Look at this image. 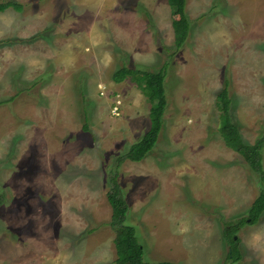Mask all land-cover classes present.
Listing matches in <instances>:
<instances>
[{
	"label": "rangeland",
	"instance_id": "obj_1",
	"mask_svg": "<svg viewBox=\"0 0 264 264\" xmlns=\"http://www.w3.org/2000/svg\"><path fill=\"white\" fill-rule=\"evenodd\" d=\"M0 1L23 6L0 13V264H116V171L147 262L264 264V215L237 235L243 259L230 258L226 225L250 221L260 186L226 146L216 105L229 81L245 141L264 136V0H188L180 51L168 0ZM167 63L160 141L119 165L151 104L113 75Z\"/></svg>",
	"mask_w": 264,
	"mask_h": 264
},
{
	"label": "trees",
	"instance_id": "obj_2",
	"mask_svg": "<svg viewBox=\"0 0 264 264\" xmlns=\"http://www.w3.org/2000/svg\"><path fill=\"white\" fill-rule=\"evenodd\" d=\"M168 1L172 14L176 18L173 23L174 44L176 51H180L186 45L192 31V23L187 12L188 0ZM11 8L20 11L23 6L14 1H0V13ZM168 70L169 63L156 72L123 66L114 73V82L119 84L125 80L132 81L151 104L149 130L139 142L131 146L126 155L119 158V165L125 161L139 163L157 147L164 131V117L169 104L166 85ZM229 84V81H226L225 87L217 95L216 105L221 112L220 134L226 146L245 159L250 169L257 175L260 186V195L249 211L250 221L242 219L237 223H227L224 232V237L232 248L230 258L234 263H239L243 259V255L238 249L239 240L236 239L239 231L247 224H257L264 215V136L259 138L255 144L245 141L239 126L232 119L233 99L230 95ZM119 176L118 171L111 173L110 190L107 194L108 203L112 208L110 226L116 233V264H175L169 261L149 263L145 260V248L139 241L137 230L128 223L130 205L119 181ZM4 200L5 198L0 192V212Z\"/></svg>",
	"mask_w": 264,
	"mask_h": 264
},
{
	"label": "built area",
	"instance_id": "obj_3",
	"mask_svg": "<svg viewBox=\"0 0 264 264\" xmlns=\"http://www.w3.org/2000/svg\"><path fill=\"white\" fill-rule=\"evenodd\" d=\"M118 109H116V111H117ZM118 112V111H117Z\"/></svg>",
	"mask_w": 264,
	"mask_h": 264
},
{
	"label": "water",
	"instance_id": "obj_4",
	"mask_svg": "<svg viewBox=\"0 0 264 264\" xmlns=\"http://www.w3.org/2000/svg\"><path fill=\"white\" fill-rule=\"evenodd\" d=\"M237 239V238H236Z\"/></svg>",
	"mask_w": 264,
	"mask_h": 264
}]
</instances>
